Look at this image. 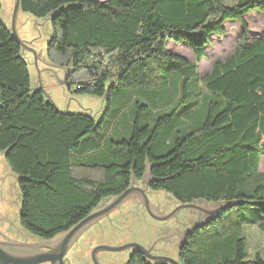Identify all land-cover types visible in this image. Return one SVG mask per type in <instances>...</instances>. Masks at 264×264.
<instances>
[{"label":"trees","instance_id":"1","mask_svg":"<svg viewBox=\"0 0 264 264\" xmlns=\"http://www.w3.org/2000/svg\"><path fill=\"white\" fill-rule=\"evenodd\" d=\"M19 9L49 22L45 58L64 70L69 90L108 101L115 85L169 89L164 68L181 95L190 82L211 92L201 124L160 154L152 145L173 112L152 125L140 124L137 114L127 138L109 140L107 151L97 143L81 151L99 121L45 101L0 12V155L17 177L21 226L45 239L58 236L124 190L131 174L141 179L148 160L152 187L178 202H230L185 233L180 264H264L263 252L246 258L240 220L246 207L259 208L264 231V35L249 40L244 20L253 9L264 14V0H20ZM226 20L241 24L235 50L201 74L197 62ZM168 40L186 43L194 60L169 52ZM124 264L168 263L135 250Z\"/></svg>","mask_w":264,"mask_h":264},{"label":"rangeland","instance_id":"2","mask_svg":"<svg viewBox=\"0 0 264 264\" xmlns=\"http://www.w3.org/2000/svg\"><path fill=\"white\" fill-rule=\"evenodd\" d=\"M223 1L232 5L237 0ZM13 2L14 0H0L1 17L10 28ZM244 20L248 27L249 40L260 34L264 35V14L261 11L253 9L247 12L244 15ZM223 27V32L211 36L210 43L205 46V55L197 62V69L201 74L209 71L215 60H223L235 50L241 31L240 22L238 20H226ZM15 29L18 36L30 47V49L24 48V55L29 62L28 67L31 74L36 78L34 83L37 82L38 87L42 89L45 96L61 111L88 113L96 121H99V131L95 135L87 136L86 140L81 144V151L84 150V147H89L91 143H97L95 146L98 145L101 151H107L106 145L109 140L127 138L137 114H139L140 124L152 125L158 116L163 113L173 112L171 120L159 130L152 145V153L160 154L172 145L174 137L200 125L206 116L211 92L205 90L200 83L194 85L190 82L187 83L186 95H181L179 87L175 88L172 86L170 70H164V68H161L167 77V80H165L166 77L164 78V83L169 89H165L163 85L154 84L146 87L140 85H115L111 90L112 94L108 100L109 102L105 95L69 90L64 82V70L48 63L45 58L46 44L51 36L49 22L46 19H39L31 13L19 9L15 20ZM166 48L169 52L179 54L188 60H194L195 58L191 47L181 41L168 40ZM32 50H34L35 54ZM136 102L144 103L147 107L140 111ZM117 152L119 150H115V153ZM115 156L113 155V157ZM258 169L259 171H264V155H260ZM16 180L17 177L2 160V155H0V210L4 213L7 212L11 219L16 220V226L21 228L25 235L32 237L35 235L23 229L19 223L20 200ZM157 196V198H163V203L170 202V199H172L165 190H158ZM172 202L175 204L177 200L173 198ZM198 203L211 209H216L220 204V202L213 203L204 200ZM169 207L167 205V208ZM134 208L132 201L129 200L117 211L119 212L116 214L118 216L117 219L113 218L109 222L103 221L102 225L92 226L93 228L90 232L87 235L84 234L82 240L78 242L77 250L75 251L74 247L73 250L69 251L68 255H73L74 257L71 256V264H91V250L97 244L118 245L138 242L145 246L155 239H157L155 254L167 255L177 259L179 246L185 238V233L192 231L195 226L202 224L207 218V215L200 211L201 215L199 217L194 218L190 222L187 221L174 231L165 232L164 229L166 227L175 224L174 220L179 217L178 212L181 211V214L187 208L179 210L170 220H159L141 213L133 214L132 210ZM260 214L259 208L246 207L240 217L241 233L245 237L246 242V258H252V256L258 253L262 254V252L264 255V231L258 228V223L263 219ZM13 228L14 226H12L11 231ZM14 232L17 231L13 230L12 233ZM129 249L118 251L98 250L97 252L98 256L102 260L104 259L106 264H124L128 257ZM76 254L79 257L75 258ZM153 261L154 263L159 262Z\"/></svg>","mask_w":264,"mask_h":264},{"label":"water","instance_id":"3","mask_svg":"<svg viewBox=\"0 0 264 264\" xmlns=\"http://www.w3.org/2000/svg\"><path fill=\"white\" fill-rule=\"evenodd\" d=\"M19 8H20V0H14L10 31H11V36L14 37L20 43L22 47V51H23L24 48L30 49V47L27 45L25 41H23L18 36L16 29H15V20H16V16H17ZM32 51L35 54L34 50ZM35 63H36V55H35ZM45 101H48L53 104V102L47 96H45ZM58 110L61 111L60 109ZM150 167H151V164L147 160L145 171L141 178V183H142L141 187L136 188V184L139 181L135 177V175L131 174V181L128 187L124 188V190H122L120 193L116 194L114 197L109 199V201L106 202L104 205L99 206L93 211H91L90 213H88L85 217H83L81 220L76 222L72 227H70L67 231H65L60 236L56 237L55 239L51 241H47L43 243V246L46 247L44 250H35L28 256L21 258L23 256L13 255L12 252L8 251L1 244L0 245V264H15V263L37 264V263H41L44 261H49L50 264H64L63 256L68 251V249L73 244V242L78 238V236L83 231H85L89 226L96 223L101 217L108 215L110 210L120 206V204L124 200H126L128 197H131L133 195L138 196L144 208L146 209V211L151 217L155 219H159V220L169 219L170 217L176 215L177 212L181 208H192V207L198 209L199 212L200 211L204 212V214L207 215L206 216L207 218H212L218 215V213H220L223 208H225L227 205L230 204V202H227V203L220 202L219 206L216 209H211L210 207H206L204 205L199 204L198 202L203 200L202 198H200L198 199L199 201L196 199H193L190 202H181L169 212H158L151 206L150 201L145 193V188L147 186L148 181L150 179H153L150 173ZM211 202L216 203L218 201H211ZM156 240L157 239H155L152 242V245L150 247H146L138 242H128V243L118 244V245L105 244V243L97 244L91 250L92 260L94 264H101L96 256V253L98 250L118 251V250L130 248V247H134L136 250L141 251L143 255L149 259H152L155 261H161V262L167 261L170 264H180L177 259H174L170 256L150 253V249L154 245Z\"/></svg>","mask_w":264,"mask_h":264},{"label":"flooded vegetation","instance_id":"4","mask_svg":"<svg viewBox=\"0 0 264 264\" xmlns=\"http://www.w3.org/2000/svg\"><path fill=\"white\" fill-rule=\"evenodd\" d=\"M151 180L152 179H150L148 181V183H147V186L145 188V193H146V195H147V197H148V199L150 201L151 206L155 210H157L158 212H169L170 210H172V208L175 205L181 203V202H178L177 201L174 204L172 202L173 201V196H171L170 194L169 195L172 197V199H170V202L167 201L166 203H163L164 202L163 201V198L162 199L161 198H157L158 197L157 196V191L158 190H163V189L153 188L152 185H151V183H150ZM138 181L139 182L136 184V188H139V187L142 186L141 179H138ZM16 182H17V180H16ZM129 184H128V186H129ZM18 195H19V200H20L19 189H18ZM112 197H114V196H108V197L102 199L101 203H99V205L97 207L104 205ZM129 200L132 201L133 206L135 207L132 210V213L133 214L141 213L142 215H145V214L146 215H149L148 212L146 211V209L144 208L143 204L141 203L140 199L138 198V196L133 195L131 197H128L126 200H124L120 204V206H118V207L113 208L112 210H110L109 213H108V215L101 217L96 223H94L91 226H89L85 231H83L78 236V238L73 242V244L70 246V248L68 249V251L64 254V256H63L64 264H71L73 255H71L72 257L69 256L68 255L69 254V251L73 250L74 247H75V251L77 250V247L76 246H77L78 242L80 240H82V236L84 234L87 235L90 232V230L93 228L92 226L102 225V222L103 221L109 222L113 218L117 219L118 216H116V214L119 213L117 211L120 210L122 208V206L127 201H129ZM20 205H21V201H20ZM167 205L170 206V207L167 208ZM139 210H140V212H139ZM180 212L181 211L178 212V216H179L178 219L177 220H174L175 224L173 226L172 225H169L168 227H166L164 229L165 232L174 231L177 227L182 226L187 221L190 222L194 218H197V217H199L201 215V213L199 212V210L196 209V208H193V207L192 208H187V210L185 212L181 213V214H180ZM19 215H20V210H19V214H18V219H19ZM119 215H121V214H119ZM170 219H171V217L168 220H170ZM12 226H14V228L12 229V231L15 230L17 232L12 233V231H11ZM23 229H25V228L23 227ZM8 232H9V234H8ZM63 233H61V234H63ZM61 234H59L58 236H60ZM58 236H55V237H52V238H49V239H45V238H42V237H39V236H32V237H30L29 235H25L24 232H23V230L21 228H18L16 226V220L11 219L9 217V215L7 214V212L4 213V212H2L0 210V245L2 244V246L4 248H6L8 251L12 252L13 255L23 256L21 258H24L25 256H28L29 254H31L35 250H44L46 247L43 246V243H45L47 241H51V240L55 239ZM152 242H153V240L148 245H145V246L146 247H150L152 245ZM155 243H154V245L150 249V253H152V254H155L154 252H156V250H157V246H156ZM135 250L136 249L134 247H130L128 257H130L131 256V253L133 251H135ZM76 255L77 256L75 258L79 257L78 254H76ZM96 256H97V258H98V260L100 261L101 264H106L105 263V260L103 259L104 260L103 261L102 258H100L98 256V252L96 253ZM147 259H149V258H147ZM90 261L92 262L91 264H94V262H93L92 259H90ZM163 262L168 263L167 261H163ZM163 262H161V263H163ZM41 263L50 264L49 261H44V262H41ZM41 263H37V264H41ZM156 263H158V262H156ZM15 264H21V263H15ZM168 264H170V263H168Z\"/></svg>","mask_w":264,"mask_h":264}]
</instances>
